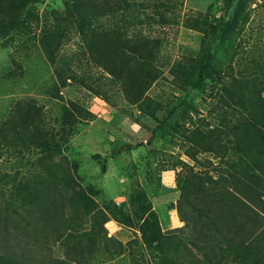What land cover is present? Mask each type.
Here are the masks:
<instances>
[{
    "label": "rangeland",
    "instance_id": "374dc122",
    "mask_svg": "<svg viewBox=\"0 0 264 264\" xmlns=\"http://www.w3.org/2000/svg\"><path fill=\"white\" fill-rule=\"evenodd\" d=\"M222 1L179 0L173 11L179 23L145 27L146 34L161 36L164 43L154 62L163 73L149 80L139 97L100 67L103 63L89 59L74 20L64 23L67 34L61 46L44 44L53 33L63 0H41L24 17L19 30L0 37V257L10 253L11 263L17 264L25 260L27 250L37 248L27 237L32 209L28 180L53 174V190L65 195L72 192L70 187L79 186L88 201L78 208L65 203L63 221H67L61 225L62 236L52 237L49 250L39 249L31 264H46L50 256L65 258L67 264H156L159 253L146 247L138 228L151 210L165 234L185 226L179 210L182 162L216 174L222 156L209 151L193 160L185 154L183 134L168 130L159 131L147 142L158 124L152 112L165 118L169 108L193 100L201 112L198 115L192 108L194 125L201 120L211 121V127L220 122L222 110L214 107V99L208 95L212 83L203 93L177 81L173 72L177 60L198 55L202 45L203 33L184 26L183 15L202 11L218 17L223 13ZM251 5L245 11L248 19L241 36L217 51L221 62L233 63L236 73L255 60L264 63V0ZM228 16H233V9ZM115 17L108 12L96 23L107 27ZM149 104L157 108L149 109ZM31 116L32 124L23 122ZM44 143H50L49 147ZM139 143L143 145L127 148ZM113 151L119 152L113 156ZM232 152L226 157L234 158ZM96 155L108 156L106 170ZM5 208L13 214L10 226H14L8 231ZM83 241L90 257L77 263L74 246ZM187 260L196 263L193 258ZM0 264H4L1 258Z\"/></svg>",
    "mask_w": 264,
    "mask_h": 264
},
{
    "label": "trees",
    "instance_id": "16d2710c",
    "mask_svg": "<svg viewBox=\"0 0 264 264\" xmlns=\"http://www.w3.org/2000/svg\"><path fill=\"white\" fill-rule=\"evenodd\" d=\"M40 1L0 0V37L19 30L24 17L30 15ZM178 1L63 0V9L57 10L56 26L51 28L52 36L44 44L61 46L67 34L63 25L74 20L89 59L96 64L103 63L100 67L119 78L130 94L139 97V93L146 91L148 81L163 73L154 62L164 43L161 36L146 34L145 27L165 28L179 23L173 12ZM254 1L223 0V13L218 17L202 11H192L182 17L184 26L202 32L203 39L198 55L186 61L177 60L179 65L173 75L177 81L203 93L212 83V92L208 95L214 99V107L222 110L219 111L220 122L213 127L208 120L194 125L192 108L198 115L200 109L193 100H182L168 109V117L160 118L152 112L158 124L147 142L151 143L161 130L178 132L185 138V154L189 158L194 160L199 154L211 151L221 155L222 161L216 167V174L195 170L194 166L182 162L179 210L185 226L165 234L156 213L151 210L150 217L138 228L146 247L159 253L156 264H264V63L261 59L255 60L236 73L232 62H221L217 55L219 46L224 47L241 36L248 19L245 11L251 9ZM232 9L233 16L229 18ZM108 12L113 17L118 16L113 25L106 27L96 23ZM235 52L238 54V49ZM156 104L162 106V103ZM183 104L184 108L180 109ZM157 106L149 104L148 108ZM32 116L22 119L23 122L32 121V124ZM44 145L48 148L50 143ZM140 145L143 143L128 144L127 148ZM229 151H233L234 158L226 157ZM118 152L113 151V156ZM96 156L101 168L106 170L108 156ZM52 176L28 180L32 209L27 237L37 248L27 250L25 260L17 264H31L39 249L49 250L52 237L60 239L61 225L67 221H63L65 203L78 208L88 201L79 186L70 187L68 191L72 192L65 195L59 189L53 190ZM4 211L8 231L14 226H10L13 214L9 208ZM81 244L74 246L77 263L90 257L84 241ZM12 257L7 253L5 258H0L4 264H12ZM187 258H193L196 263L188 262ZM49 259L46 264H67L65 258L50 256Z\"/></svg>",
    "mask_w": 264,
    "mask_h": 264
}]
</instances>
